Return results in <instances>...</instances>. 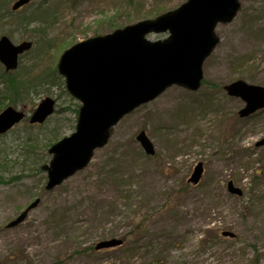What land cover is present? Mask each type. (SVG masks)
<instances>
[{
  "label": "rangeland",
  "instance_id": "1",
  "mask_svg": "<svg viewBox=\"0 0 264 264\" xmlns=\"http://www.w3.org/2000/svg\"><path fill=\"white\" fill-rule=\"evenodd\" d=\"M45 1L32 4L47 7L41 31H33L22 15L0 19V34L10 33L14 41H53L44 52L36 47L43 65L29 75L42 79L74 42L154 17L185 0ZM240 1L235 18L216 28L221 40L203 64L199 90L173 85L135 108L85 167L48 190L47 173L39 167L49 161L52 136L75 130L79 101L62 85L30 93L35 104L46 94L55 97L56 110L41 128L24 121L0 137V264H264V147L255 146L264 132V108L253 119L241 118L243 101L223 88L237 78L264 86V0ZM32 55L23 58L24 66L32 68L27 65ZM24 99L15 106L26 105ZM31 106H25L27 113ZM142 128L155 145L154 156L135 140ZM29 132L39 139L32 152L23 143ZM198 160L203 177L185 186ZM231 179L242 196L227 191ZM38 197L39 205L22 223L5 227ZM222 229L236 235L222 237ZM115 236L124 237V244L88 249Z\"/></svg>",
  "mask_w": 264,
  "mask_h": 264
},
{
  "label": "water",
  "instance_id": "2",
  "mask_svg": "<svg viewBox=\"0 0 264 264\" xmlns=\"http://www.w3.org/2000/svg\"><path fill=\"white\" fill-rule=\"evenodd\" d=\"M30 0H17L12 8ZM237 0H186L175 9L155 18L138 21L112 33L86 38L64 50L58 71L66 76L67 88L82 102L76 131L58 140L48 149L52 154L46 189L58 185L90 161L96 148L109 139V129L120 118L141 103L159 95L163 89L176 83L195 90L202 79V63L214 49L219 38L214 28L217 22L233 19L239 7ZM165 39L152 41L149 32H165ZM31 43L13 44L7 36L0 38V61L6 69L15 68L18 55ZM228 94L240 97L245 105L240 116H249L264 107V86L237 79L224 86ZM54 100L47 96L38 103L30 122H43L54 110ZM24 112L8 106L0 113V133L23 119ZM136 139L147 154H154V146L142 129ZM264 144V136L256 143ZM203 165L198 162L189 181L197 183ZM230 192L240 189L228 182ZM39 198L29 203L17 218L6 224L16 226L36 207ZM224 234L228 232L224 231ZM118 238L97 242L96 248L113 247Z\"/></svg>",
  "mask_w": 264,
  "mask_h": 264
},
{
  "label": "trees",
  "instance_id": "3",
  "mask_svg": "<svg viewBox=\"0 0 264 264\" xmlns=\"http://www.w3.org/2000/svg\"><path fill=\"white\" fill-rule=\"evenodd\" d=\"M10 1V0H9ZM128 1H132V0H128ZM8 0H0V7H6L8 8ZM129 3V2H128ZM41 10L42 11H36V12H33L31 15L32 16H39L41 17V19H33L32 17V20H35V21H40L39 24L43 23L44 21H42V17L44 15V12H46V10H44V8H42V5L40 6ZM7 11H9L7 9ZM48 46L51 45L50 44H47ZM46 75L44 77H50V76H57V77H60L57 73H56V70H52V71H47L45 73ZM252 77V76H250ZM0 78H2V82H3V91L0 93V108L1 106L4 104V99L5 98H8L10 103H17V101L20 99V96L23 97L24 95L25 96H29L30 95V88H32V83L31 81H29L30 78H25L23 76L20 75L18 69L17 70H14V71H11L9 73H3V72H0ZM34 86V85H33ZM36 88V86H34ZM40 89H35V92H39ZM30 103H32V101H30ZM1 110V109H0ZM55 136H53L52 140H56V138H54ZM38 140H34L33 142H37ZM28 143L30 142V140L28 139L27 141ZM127 235V233H125ZM89 250H94V248L92 246H90L88 248Z\"/></svg>",
  "mask_w": 264,
  "mask_h": 264
}]
</instances>
